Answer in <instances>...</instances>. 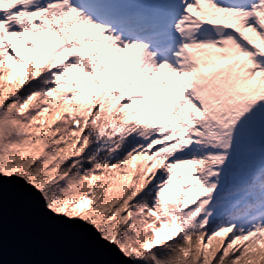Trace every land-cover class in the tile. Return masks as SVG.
Here are the masks:
<instances>
[{
	"label": "snow or ice",
	"instance_id": "obj_1",
	"mask_svg": "<svg viewBox=\"0 0 264 264\" xmlns=\"http://www.w3.org/2000/svg\"><path fill=\"white\" fill-rule=\"evenodd\" d=\"M106 264H264V0H0V202Z\"/></svg>",
	"mask_w": 264,
	"mask_h": 264
},
{
	"label": "water",
	"instance_id": "obj_2",
	"mask_svg": "<svg viewBox=\"0 0 264 264\" xmlns=\"http://www.w3.org/2000/svg\"><path fill=\"white\" fill-rule=\"evenodd\" d=\"M75 233L52 229L9 194L0 202V264H106Z\"/></svg>",
	"mask_w": 264,
	"mask_h": 264
}]
</instances>
